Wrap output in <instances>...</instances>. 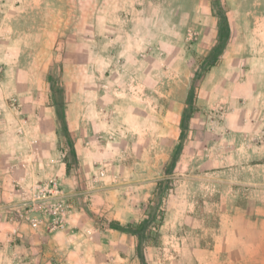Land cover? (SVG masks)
Returning <instances> with one entry per match:
<instances>
[{
    "label": "rangeland",
    "instance_id": "obj_1",
    "mask_svg": "<svg viewBox=\"0 0 264 264\" xmlns=\"http://www.w3.org/2000/svg\"><path fill=\"white\" fill-rule=\"evenodd\" d=\"M248 6L249 11L260 8L263 19L236 17L230 27L223 0L105 2L98 8L106 15L142 8L149 18L99 19L100 28L115 25L131 34L123 37L127 50L108 52L100 39L103 50L94 55L85 50L92 33L91 0L78 8L76 0H47L38 9L46 19L52 17L44 22L59 25L68 39L50 69L58 93H63V56L70 61L66 67L73 83L80 75L76 65L84 60L83 77L94 75L101 95L112 78L118 83L127 78L122 93L146 94V122L142 115L141 123L127 122L131 127L124 129L98 115L90 128L94 146L88 166L78 162L75 141L80 135H65L59 122L60 149L72 180L67 198L77 210L95 207L91 218L104 234L88 239L90 247L83 242L81 255H19L20 260L7 255L2 264H189L196 249L211 255L246 253L229 229L235 216L242 218L236 210L264 217V59L257 61L264 54V5ZM208 59L218 65L212 76ZM208 76L217 87L213 92L209 85V91L201 89ZM202 96L208 104H201ZM255 205L259 212L252 214ZM11 207L0 192V221L13 215ZM113 219L132 228L146 220L131 234L134 253L113 247L119 237L106 231Z\"/></svg>",
    "mask_w": 264,
    "mask_h": 264
},
{
    "label": "crops",
    "instance_id": "obj_2",
    "mask_svg": "<svg viewBox=\"0 0 264 264\" xmlns=\"http://www.w3.org/2000/svg\"><path fill=\"white\" fill-rule=\"evenodd\" d=\"M207 1L212 3V0ZM76 2L78 8L84 0H76ZM105 2L117 5L138 4L142 3V0H91L95 5L91 14L92 33L91 39L85 43V50L91 51L92 55L103 50L99 47L100 39L106 41L108 52L127 50L128 43L123 37L125 34H131L126 33L125 30H117L115 25L103 24L104 27L100 28L99 19L149 18L142 8L127 12L114 11L106 15L98 8ZM223 2L227 5L225 18L230 27L236 17L239 20H246L251 14L252 19L257 21L263 19L260 17L262 14L260 8L249 11L248 5H264V0H223ZM46 3L47 0H0V192L7 201H10L11 208L20 206L19 185L28 187L37 181L56 179L66 193H69L72 180L59 143L60 110L64 112L68 131L80 135L75 141V146L81 166L82 164L88 166L94 146V141L90 137V128L97 124L98 115L104 119V123L113 119L117 126L127 128L131 127V124L125 125L127 122L135 124L139 119L141 123L142 115H144V123L146 122L147 105L144 102L146 94L142 95L134 91L122 93L119 89L121 85L124 88L129 84L127 78L123 83L116 82L115 78L113 81L112 78L107 80L112 86L101 95L94 75L86 80L83 77L84 60L76 65L75 70L80 72V75L73 83L68 74L70 71L66 67L70 61L65 55L63 58L59 56V59L62 58L64 84L63 93L62 91L58 93L54 82L57 79L50 75V69L54 61L58 60L55 57L56 51L64 49L68 45V39L62 38L59 25L44 22L52 20L51 16L48 15L46 19L38 11ZM134 29L132 28L131 32L136 34L137 30ZM83 48L81 50H84ZM114 58L112 55L108 57V61L112 63ZM262 59L264 54L260 55L257 61ZM88 64L86 69L89 67ZM210 67L212 76L218 65L215 63ZM219 78L222 79V75ZM211 79L210 76L205 77L201 85V89L204 88L202 91H209L206 89L207 85L211 87V92L217 90ZM221 79H216V82L220 84ZM199 100L201 104H208L204 96ZM98 106H103L99 114ZM94 208L89 205L85 210L75 209L66 227L53 231L33 228L16 218L15 212L12 211V216L9 215L8 219L4 216L0 221L1 264L7 261V255L17 256L16 260L20 258L19 255H81L79 251L83 242L96 234L99 236L104 234L103 230L101 234L97 232L92 221L93 210H96ZM259 208V205H255L252 214L259 212ZM236 211L243 212L242 218L235 216L229 229L235 230L238 241L241 240L243 253L244 250L246 253L211 255L209 251L196 249L195 253L198 255H189V264H264V217L250 218L247 216V209L239 208ZM106 231H110L113 236L118 235L119 242L112 241L115 249L134 253L135 245L131 233L111 228ZM84 235L86 238H83ZM86 243L90 244L89 241ZM221 251H229V249L222 247Z\"/></svg>",
    "mask_w": 264,
    "mask_h": 264
},
{
    "label": "built area",
    "instance_id": "obj_3",
    "mask_svg": "<svg viewBox=\"0 0 264 264\" xmlns=\"http://www.w3.org/2000/svg\"><path fill=\"white\" fill-rule=\"evenodd\" d=\"M20 206H14V215L33 228L47 231L64 229L75 208L56 179H46L21 187Z\"/></svg>",
    "mask_w": 264,
    "mask_h": 264
},
{
    "label": "trees",
    "instance_id": "obj_4",
    "mask_svg": "<svg viewBox=\"0 0 264 264\" xmlns=\"http://www.w3.org/2000/svg\"><path fill=\"white\" fill-rule=\"evenodd\" d=\"M226 19V18H224ZM215 64V61L214 60H209L208 59V67L212 66ZM190 98V97H189ZM186 113H187V109H184L183 110V116L185 117L186 116ZM188 115V114H187ZM59 122L62 124L63 126V131L65 133V135L68 136V127H67V124H66V121H65V116H64V112L62 110L59 111ZM182 128V127H181ZM65 162H66V168H67V171L69 170V167H70V164L67 162V160L65 159ZM153 216V215H151ZM150 216V217H151ZM155 216H158L159 217V220L161 218V215L157 214ZM146 226V220L145 221H142L140 223H137L135 225V227L132 228V226L128 223V224H125V225H122L119 221H116V220H111L108 222L107 224V227L108 228H111V229H117V230H126L127 232L133 234V231L136 233L138 231H140L142 229V227H145ZM132 228V229H130ZM158 228V224L155 225L154 229L156 230ZM132 230V231H131ZM137 234V233H136Z\"/></svg>",
    "mask_w": 264,
    "mask_h": 264
}]
</instances>
